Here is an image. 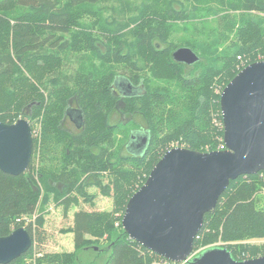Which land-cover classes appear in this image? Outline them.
I'll return each mask as SVG.
<instances>
[{"label":"trees","instance_id":"obj_1","mask_svg":"<svg viewBox=\"0 0 264 264\" xmlns=\"http://www.w3.org/2000/svg\"><path fill=\"white\" fill-rule=\"evenodd\" d=\"M101 1L0 0V122L11 124L27 117L31 123L39 122L40 146L35 139L32 157L34 160L40 154L44 164L38 169V180L33 163L20 175L0 169V237L22 226L33 236L28 252L8 264H77L75 252L44 253L35 258L34 255L37 241L43 240L41 229L52 193L53 200L65 205L67 211L71 205H78L82 196L86 201L93 200L94 195L87 193L91 185L112 196L114 206L111 211L75 212L68 231L74 234L76 250L105 241L111 252L106 264H161L162 256L131 239L122 226L130 197L145 183L172 143L178 141L179 146L202 152L218 150L221 142L222 148L226 147L224 128L218 131L213 124L215 116L223 122L221 94L216 93V86L224 88L244 67L264 60V20L243 18L236 29L238 43L234 49L210 51V61L192 43L186 47L199 55V61L192 65L177 61L173 53L182 46L168 48V37L179 21L189 17L177 0H143L135 7L137 16L105 26L106 41L117 43L118 48L108 47L103 52L92 33L82 31L79 39L80 32H72L81 15L95 13L87 8ZM220 2L229 9L264 13V0ZM225 17L233 16L226 13ZM124 29L135 37L131 44L121 39ZM67 34L70 39H66ZM82 39L87 46L81 45ZM69 50H92L102 66L113 57L131 64L134 71L142 68L134 63L139 58L143 67L150 69L151 77L115 74L103 67L85 65L89 60L86 52L78 67L69 71L64 58ZM205 61L203 71L193 73L194 66ZM118 77L141 88L137 95L122 98V112L133 117L138 113L145 120V129L139 126L131 131L132 135L143 128L148 136L147 146L139 154L116 156L106 147L113 143L116 128L110 120L120 99L114 88ZM152 78L175 80L177 87L185 91V97L182 92L174 95L166 87L154 88ZM72 103L84 117L79 133L62 127ZM31 126L34 128V124ZM137 132L134 134H140ZM218 136L223 140H218ZM53 158H58L60 169L50 170L45 164ZM103 173L109 177L107 183L101 180ZM51 181L62 183L63 188L51 186ZM75 191L76 195L72 194ZM263 191L264 170L231 181L216 207L205 214L194 242V255L214 246L227 248L239 261L264 255V243L249 242L264 239V208L258 205V194ZM37 211L40 214L36 230L32 223L27 226L24 221L17 222ZM216 242L222 244L213 245Z\"/></svg>","mask_w":264,"mask_h":264},{"label":"water","instance_id":"obj_2","mask_svg":"<svg viewBox=\"0 0 264 264\" xmlns=\"http://www.w3.org/2000/svg\"><path fill=\"white\" fill-rule=\"evenodd\" d=\"M173 56L190 65L200 59L190 47L177 48ZM220 104L226 147L207 152L185 147L166 151L146 182L130 197L122 226L131 239L172 262L264 264V255L239 261L227 248L219 246L194 255V242L204 216L216 207L230 182L264 170V60L240 70L222 91ZM130 143L134 149H129L131 152L141 153L148 136L133 134ZM33 146V128L27 118L11 124L0 122L3 172L12 175L26 172ZM32 244L33 236L23 226L0 237V264L21 257Z\"/></svg>","mask_w":264,"mask_h":264},{"label":"rangeland","instance_id":"obj_3","mask_svg":"<svg viewBox=\"0 0 264 264\" xmlns=\"http://www.w3.org/2000/svg\"><path fill=\"white\" fill-rule=\"evenodd\" d=\"M143 0H103L99 2L94 8L89 7L88 10H95L94 14L84 13L78 20V25H75L72 29L73 33H79V39L81 38V32L87 31L92 33L94 41L98 43L99 47L103 52L106 48H111L112 50H116L118 48L117 43H108L106 41V35L108 31L104 29L105 26H112L114 24L120 23L121 20L134 18L137 16L139 12L134 11L136 5L142 3ZM181 3L180 6H183L184 11L189 17L185 19V21H179L177 25H175V29L168 37L167 46L168 48L172 47H186L191 46L194 43L201 54L207 55L210 61L212 59V55L210 51H228L230 49H234V45L238 43L236 37V29L240 25L241 20L245 19H253V20H264V13H258L255 11L245 12L236 9H229L224 7L220 0H177ZM230 13L232 18H226L225 14ZM93 24L95 25L92 28ZM134 26V25H132ZM264 26V23H263ZM93 30H92V29ZM130 31V30H129ZM129 31L125 29L121 32L124 36L121 38L125 43L131 44L135 37L133 34H130ZM66 39H70V35L67 34ZM106 38V39H105ZM84 41V39H82ZM190 44V45H189ZM81 45H88L87 42H82ZM87 53L89 60L85 62V65L88 64L90 66H98L106 68L107 71L113 73H126L128 74H136V75H147L151 77V71L148 68L143 67L142 61L137 58L134 60L136 66L142 67L139 70H132L133 66L131 64L125 62L115 61L114 58H110L104 66L101 64V59L98 56L93 55L92 50L88 51H73L69 50V52L64 56L66 61V70L69 69L75 70L78 67L79 60L81 61L82 56ZM261 58V57H260ZM243 62H240L241 65ZM205 63L198 64L194 66L193 73H200L203 71ZM239 65V66H240ZM70 67V68H69ZM153 79V78H152ZM33 80V79H32ZM152 85L154 88L166 87L174 95H179L178 93L182 92V97H185V91H181L179 87L176 85L175 80H158L153 79ZM226 87V86H225ZM224 87V88H225ZM221 86H216V93L221 94L224 90ZM117 94V93H116ZM179 101V100H178ZM181 102V101H179ZM75 104V103H74ZM180 105H182L180 103ZM124 107L123 99H119L117 101L116 110L111 117V125H115L116 128L113 131V143L106 145L109 151H113L116 156L119 155H129L135 154L132 151L134 150L131 147L129 136L131 135V131L139 128V126L144 127L145 129V120L138 113L133 117L125 112H122ZM183 109V105H182ZM30 112V109L27 110V113ZM25 117V116H22ZM27 119L31 123L30 117ZM34 124L33 128V142L35 139L38 140V145L40 146L41 132L42 127L41 124L37 121L32 122L31 125ZM213 124L218 129V131H222L224 128L223 122H221L220 118L215 116L213 117ZM138 126V127H137ZM33 127V126H32ZM62 127L67 130H70L74 133H79L80 129L77 128L74 124H71L69 118L62 120ZM143 128L140 130V135H145L146 132ZM133 132V134H134ZM130 133V134H129ZM132 134V135H133ZM139 135V134H137ZM219 137V136H218ZM217 137V138H218ZM224 139V138H223ZM222 139V140H223ZM220 140V137L218 138ZM220 140V141H222ZM178 141L171 144V147H183L178 145ZM38 146V148H39ZM222 142L219 144V149L222 150ZM131 149V150H129ZM209 151V150H208ZM207 152V151H206ZM129 153V154H128ZM42 156L38 154L36 158L32 157L31 163H33L34 175L35 179L38 180L40 177L38 169L43 166ZM59 160L57 159H49L45 162L46 165H49L48 168L50 170L57 169L59 167ZM30 168V166H29ZM28 171V170H27ZM26 171V172H27ZM58 171V170H57ZM25 173V172H24ZM89 178V177H88ZM86 179V178H85ZM104 183L109 181V177L107 174L103 173L102 179ZM146 182V181H145ZM51 186L56 187L57 189L63 188V184L59 182L51 181ZM77 193L76 191L72 194ZM87 193L89 195H94L92 201H86L84 197H80V202L78 205H71L68 210H65V205H58L56 201L53 200L54 194L52 193L50 203L48 204L47 211L44 215V226L41 229L43 232V240L41 242L37 241L36 244V252L34 255L36 257L42 256L44 253H64V252H75L77 255V264H106L107 260L110 256V249L108 248V243L102 241L98 245H94L91 248H86L85 250H76L75 242H74V234L69 232L74 223V214L76 211L81 209H86L89 211L98 210V211H111L114 206V200L112 196L104 195L101 192V188L99 186H88ZM76 195V194H75ZM259 206L264 208V191L259 193ZM39 212H35L32 215H24L18 218L17 222L24 221L25 225L29 226L31 223L33 224V228L37 229V218L39 216ZM14 223L12 227H14ZM253 244H263L264 239H252L249 241ZM221 242H216L213 245H221ZM30 261V259H28ZM184 264V263H180Z\"/></svg>","mask_w":264,"mask_h":264},{"label":"flooded vegetation","instance_id":"obj_4","mask_svg":"<svg viewBox=\"0 0 264 264\" xmlns=\"http://www.w3.org/2000/svg\"><path fill=\"white\" fill-rule=\"evenodd\" d=\"M128 83L129 81H127V79L121 77L116 78V82H114V88L120 100L127 96L137 95L141 91L140 86L137 85L132 87V85L129 86ZM78 111H80V109L72 103L67 110L65 119L69 118L71 124L81 129L84 123V117L83 114H80V112L78 113Z\"/></svg>","mask_w":264,"mask_h":264},{"label":"built area","instance_id":"obj_5","mask_svg":"<svg viewBox=\"0 0 264 264\" xmlns=\"http://www.w3.org/2000/svg\"><path fill=\"white\" fill-rule=\"evenodd\" d=\"M159 263L161 264H180V263H177V262H172V261H169L167 259H163V260H159Z\"/></svg>","mask_w":264,"mask_h":264}]
</instances>
